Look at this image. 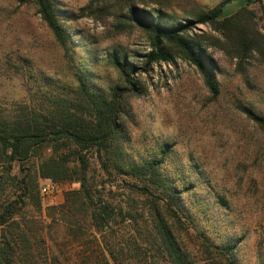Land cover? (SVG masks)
I'll list each match as a JSON object with an SVG mask.
<instances>
[{
  "label": "trees",
  "instance_id": "1",
  "mask_svg": "<svg viewBox=\"0 0 264 264\" xmlns=\"http://www.w3.org/2000/svg\"><path fill=\"white\" fill-rule=\"evenodd\" d=\"M30 1L63 48L73 85L54 86L31 102L0 111V264H30L40 256L26 232L28 220L22 212L26 199L40 204L32 190L31 171L24 167L36 157L43 177L79 184L61 205L71 215V237L81 239L82 231L93 227L101 231L99 237L88 232L91 239L77 251L76 259L63 261L55 251H46L45 264H136L138 252H151L145 264H239L237 241L215 242L201 231L190 234L181 206L189 187L179 188L163 170L172 144L164 142L153 156L136 158L127 149V122L133 117L131 99L145 92L137 73L153 63L181 59L194 65L215 97L218 65L207 49L220 50L237 71L254 54L264 62V33L254 11L241 7L222 16L223 2L204 8L192 0H104L94 15L113 7L109 14L116 18L114 29L137 28L149 44L140 56L142 65L114 49L106 61L118 81L104 89L68 54L70 33L54 0ZM239 108L264 136V115L244 105ZM15 167L22 173L19 179ZM9 180L16 187L13 198H1ZM115 185L125 193L103 191Z\"/></svg>",
  "mask_w": 264,
  "mask_h": 264
},
{
  "label": "rangeland",
  "instance_id": "2",
  "mask_svg": "<svg viewBox=\"0 0 264 264\" xmlns=\"http://www.w3.org/2000/svg\"><path fill=\"white\" fill-rule=\"evenodd\" d=\"M103 1L54 0V5L70 33L68 54L95 85L106 89L118 81L106 61L110 53L115 49L142 65L140 56L149 44L137 28L114 29L116 18L109 14L113 7L94 15ZM197 28L208 30L204 25ZM207 52L218 65L215 97L196 67L181 59L153 63L137 73L145 92L131 99L127 149L136 158H147L160 144H172L163 170L179 188L189 187L181 206L190 234L201 231L215 242L237 241L239 264H264V136L239 108L244 105L264 115V62L254 54L237 71L220 50L209 48ZM64 54L30 0H0V111L31 102L54 86H72V70ZM42 154L46 155V149ZM24 167L30 169L32 190L40 199L39 206L26 199L22 209L28 220L26 232L40 253L30 264H45L46 251H55L63 261L76 259L77 251L91 239L88 232L101 235L95 227L83 230L81 239L69 234L71 215L61 205L79 184L43 177L37 157ZM13 171L19 179L22 173L17 167ZM15 190L9 180L1 198L12 199ZM103 191L125 193L117 185ZM138 253L133 259L136 264H145L151 255Z\"/></svg>",
  "mask_w": 264,
  "mask_h": 264
},
{
  "label": "crops",
  "instance_id": "3",
  "mask_svg": "<svg viewBox=\"0 0 264 264\" xmlns=\"http://www.w3.org/2000/svg\"><path fill=\"white\" fill-rule=\"evenodd\" d=\"M204 8H211L221 2L222 16H229L241 7H247L254 11L258 21L259 29L264 26V0H196Z\"/></svg>",
  "mask_w": 264,
  "mask_h": 264
},
{
  "label": "built area",
  "instance_id": "4",
  "mask_svg": "<svg viewBox=\"0 0 264 264\" xmlns=\"http://www.w3.org/2000/svg\"><path fill=\"white\" fill-rule=\"evenodd\" d=\"M261 32L264 33V29L263 28L261 29Z\"/></svg>",
  "mask_w": 264,
  "mask_h": 264
}]
</instances>
